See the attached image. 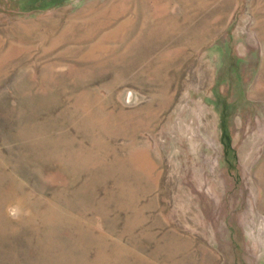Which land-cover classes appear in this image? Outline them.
Segmentation results:
<instances>
[{"label":"rangeland","instance_id":"rangeland-1","mask_svg":"<svg viewBox=\"0 0 264 264\" xmlns=\"http://www.w3.org/2000/svg\"><path fill=\"white\" fill-rule=\"evenodd\" d=\"M116 2L122 58L0 61V264H264V0Z\"/></svg>","mask_w":264,"mask_h":264},{"label":"bare ground","instance_id":"bare-ground-1","mask_svg":"<svg viewBox=\"0 0 264 264\" xmlns=\"http://www.w3.org/2000/svg\"><path fill=\"white\" fill-rule=\"evenodd\" d=\"M117 5L116 0H111L96 11L88 12V8H84L70 16L65 10L56 18L20 23L2 30L0 32L8 37L5 40L8 46L0 39V48L6 50L0 54V61L6 55H20L23 50L30 53L35 47H40L41 53L54 55V61L72 57L85 71L100 68L110 56L114 57L112 60L120 59L123 51L119 52L117 46L122 44L124 50L131 48L127 30H131L133 22L119 12ZM263 31L259 30L261 34ZM13 40L17 41V48Z\"/></svg>","mask_w":264,"mask_h":264}]
</instances>
